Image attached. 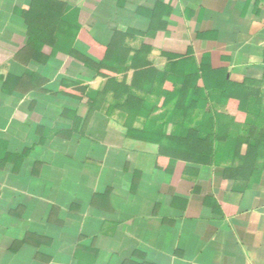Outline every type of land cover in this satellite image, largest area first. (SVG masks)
I'll use <instances>...</instances> for the list:
<instances>
[{
    "label": "crops",
    "instance_id": "crops-1",
    "mask_svg": "<svg viewBox=\"0 0 264 264\" xmlns=\"http://www.w3.org/2000/svg\"><path fill=\"white\" fill-rule=\"evenodd\" d=\"M64 4L87 54L50 56L41 88L6 91L25 70L24 12ZM188 46L235 81L264 83V0H0V264H264L263 167L203 165L128 134L190 133L182 115L154 117L174 91L153 67ZM132 79L151 115L132 99L107 115L105 95Z\"/></svg>",
    "mask_w": 264,
    "mask_h": 264
},
{
    "label": "trees",
    "instance_id": "trees-1",
    "mask_svg": "<svg viewBox=\"0 0 264 264\" xmlns=\"http://www.w3.org/2000/svg\"><path fill=\"white\" fill-rule=\"evenodd\" d=\"M69 8L65 4L59 9L46 5L24 12L28 40L20 47L16 59L23 63L25 70L13 82H4L6 91L26 94L41 88L48 81L42 69L48 65L50 56L59 53L87 54L88 49L82 50L78 43L82 27L65 19ZM61 37L76 40L77 43L73 47L64 45ZM47 45L52 47L51 55L45 53ZM176 54L168 53L169 59H172L170 68L160 71L168 74L174 91L168 97L169 106L167 112L165 110L163 113V120L167 122L173 115H182L189 122L187 130L190 133L179 138L183 141H178L176 134L133 128L129 129L128 134L141 140L153 139L183 154L187 161L203 165L238 166L251 172L264 168V83L249 79L243 82L233 80L229 76L230 69L213 66L208 53L198 60L192 46H188L184 54ZM84 64L92 67L88 59L84 58ZM129 68L125 66L126 70ZM123 85L117 97L105 95L108 104L106 114L110 115L116 107L132 99L137 102L135 107H138L139 116H150L153 107L145 100L146 90L141 79H132ZM81 99L91 107L96 102V98L86 94L84 87ZM157 115L154 114L156 119ZM192 133H195V142L191 141ZM2 143L0 135V168L8 162Z\"/></svg>",
    "mask_w": 264,
    "mask_h": 264
},
{
    "label": "rangeland",
    "instance_id": "rangeland-1",
    "mask_svg": "<svg viewBox=\"0 0 264 264\" xmlns=\"http://www.w3.org/2000/svg\"><path fill=\"white\" fill-rule=\"evenodd\" d=\"M89 50H90V52L91 53H88L89 55L90 54H95L97 51H99L98 49H97V47L96 46H90V48H89ZM95 52V53H94ZM100 52V51H99ZM122 57H123V55H122ZM160 60V59H159ZM128 65V64H127ZM158 66H156V67H153V72L154 73H158V75L160 74V71H161V69H160V67H161V65L160 64H157ZM110 70V69H109ZM163 114H158L157 116H158V119L162 116ZM195 142V141H194Z\"/></svg>",
    "mask_w": 264,
    "mask_h": 264
}]
</instances>
